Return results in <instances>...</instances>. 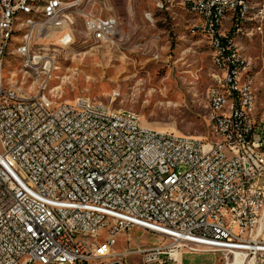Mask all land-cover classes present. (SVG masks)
<instances>
[{
    "label": "built area",
    "instance_id": "1",
    "mask_svg": "<svg viewBox=\"0 0 264 264\" xmlns=\"http://www.w3.org/2000/svg\"><path fill=\"white\" fill-rule=\"evenodd\" d=\"M1 1L4 51L9 19L28 0ZM186 2L198 19L206 14L200 27L211 30L213 51L230 58L234 96L246 66L221 27L228 12L243 15V0ZM73 7L61 1L44 24L31 23L32 65L48 71L52 62L40 56V40H73L74 23L64 20ZM117 25L86 15L85 37L99 30L112 38ZM244 87L245 106L235 100L229 115L233 133L217 113L225 138H198L146 127L137 112L112 116L114 108L89 98L43 103L46 83L35 99H22L23 87L4 91L0 79V264H128L130 256L137 264H183L195 253L215 254L217 264H264V104L252 111L258 97L249 80ZM207 97L215 112L221 100Z\"/></svg>",
    "mask_w": 264,
    "mask_h": 264
},
{
    "label": "rangeland",
    "instance_id": "2",
    "mask_svg": "<svg viewBox=\"0 0 264 264\" xmlns=\"http://www.w3.org/2000/svg\"><path fill=\"white\" fill-rule=\"evenodd\" d=\"M61 1L74 5L72 13H64L65 21L74 23L70 27L73 43L62 45L59 34L38 42V49H45L53 58L49 72L30 67L23 58L9 53L2 73L5 85L23 87L34 96L46 83V95L53 101L89 98L114 110L135 111L144 126L155 130L212 138L207 93L214 85V75L223 72L214 64L211 31L200 27V21L206 19L193 15L186 0ZM242 9L243 15L228 12L221 29L230 33L231 51L245 63L243 75L252 77L261 106L264 0H243ZM86 15L115 18L116 34L108 42L85 37ZM132 233L140 235L144 243L157 242L153 235L138 230ZM138 260V256H130L127 263L137 264ZM183 264H217V256L186 254Z\"/></svg>",
    "mask_w": 264,
    "mask_h": 264
},
{
    "label": "bare ground",
    "instance_id": "3",
    "mask_svg": "<svg viewBox=\"0 0 264 264\" xmlns=\"http://www.w3.org/2000/svg\"><path fill=\"white\" fill-rule=\"evenodd\" d=\"M57 3H61V0H28L27 7L17 8L15 15H12V17H10L9 19L10 34L6 35V44L4 46V51H2V45L4 42V27H2V20L5 17V9L3 5V1L0 0V55L2 51V56H0V79L2 80V85H4V91H17V87L5 85L3 82L2 73L4 70V63L6 61V55H8L9 53H15V55H18L19 57L23 58L25 62L29 64L30 67L37 68L40 66V65H32V57H25V46L27 44V34H30L31 31H33V24L31 23L44 24L46 21H48L49 9L50 7H52L53 5ZM63 4L69 5L65 2H63ZM70 5H73V4H70ZM199 17L206 19V14H199ZM20 31L22 32V35L18 36L20 34ZM90 35L95 41H98V42H108L111 39V38L99 37V30H92V33H90ZM16 40H19V42L16 43ZM72 43H73V40L68 41V44L66 45H70ZM231 54L235 56V59L237 62H241L238 56H236L234 51H231ZM40 56H49V54L47 51H45V49L44 50L40 49ZM214 60L215 62L219 61L218 66L222 70L223 75L222 76L214 75V79H213L214 85L212 86L208 94L217 96V98L220 99L221 102L219 104H215V112H214L212 98L208 97L207 103H208V108H209V122L211 123L212 138H225V134H221L218 132L217 113H221V123L227 124L226 133H233V131L235 130V123H229V115L234 114L235 100H236L237 106H245V87L244 85H246V83L249 80V89H254V86H253L252 78L248 75L244 76L242 72L238 75V77L234 79V96H232V93L230 92V88L228 87V82H230L232 78L230 58H228L227 56H220L219 58V54L215 52ZM52 63H53V58H52L51 65L48 66V71L45 70V72L50 71ZM41 91H42V85L40 87L39 92ZM22 99H35V95L30 96L23 90ZM51 101L53 100L47 95L43 96V103H51ZM53 102L66 103V102H58V101H53ZM258 104L259 103L257 101V98H252V111L260 110L261 106ZM122 113L133 114L136 112L132 110H126V109L124 110L123 109H120V110L112 109V116H119V114H122ZM173 257L176 260H179V252H174Z\"/></svg>",
    "mask_w": 264,
    "mask_h": 264
},
{
    "label": "water",
    "instance_id": "4",
    "mask_svg": "<svg viewBox=\"0 0 264 264\" xmlns=\"http://www.w3.org/2000/svg\"><path fill=\"white\" fill-rule=\"evenodd\" d=\"M111 264H120L119 262H113V263H111Z\"/></svg>",
    "mask_w": 264,
    "mask_h": 264
},
{
    "label": "crops",
    "instance_id": "5",
    "mask_svg": "<svg viewBox=\"0 0 264 264\" xmlns=\"http://www.w3.org/2000/svg\"><path fill=\"white\" fill-rule=\"evenodd\" d=\"M184 258V257H183ZM182 262H183V260H182Z\"/></svg>",
    "mask_w": 264,
    "mask_h": 264
}]
</instances>
